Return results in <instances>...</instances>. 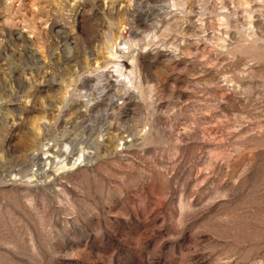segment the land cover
Listing matches in <instances>:
<instances>
[{"label": "rangeland", "instance_id": "obj_1", "mask_svg": "<svg viewBox=\"0 0 264 264\" xmlns=\"http://www.w3.org/2000/svg\"><path fill=\"white\" fill-rule=\"evenodd\" d=\"M0 264H264V0H0Z\"/></svg>", "mask_w": 264, "mask_h": 264}, {"label": "bare ground", "instance_id": "obj_2", "mask_svg": "<svg viewBox=\"0 0 264 264\" xmlns=\"http://www.w3.org/2000/svg\"><path fill=\"white\" fill-rule=\"evenodd\" d=\"M120 66H122V64H118V67H120ZM120 68H121V67H120ZM120 68H119V69H120ZM117 71H118V70H117ZM76 159H77V158H76Z\"/></svg>", "mask_w": 264, "mask_h": 264}]
</instances>
